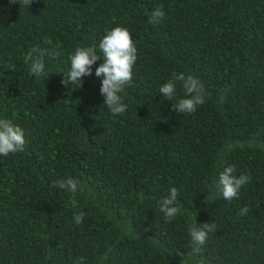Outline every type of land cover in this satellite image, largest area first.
I'll list each match as a JSON object with an SVG mask.
<instances>
[{
    "label": "trees",
    "instance_id": "trees-1",
    "mask_svg": "<svg viewBox=\"0 0 264 264\" xmlns=\"http://www.w3.org/2000/svg\"><path fill=\"white\" fill-rule=\"evenodd\" d=\"M116 26L137 60L127 111L113 116L95 75L102 53L81 88L61 80L78 46L98 50ZM37 45L59 52L45 57L47 79L24 62ZM173 73L203 84L194 113L159 92ZM0 118L27 139L0 156V264H264V0H0ZM226 166L251 177L232 201L214 188ZM69 176L83 188L75 206L53 187ZM171 187L180 212L168 222L159 202ZM205 222L216 228L191 253L188 228Z\"/></svg>",
    "mask_w": 264,
    "mask_h": 264
},
{
    "label": "clouds",
    "instance_id": "clouds-1",
    "mask_svg": "<svg viewBox=\"0 0 264 264\" xmlns=\"http://www.w3.org/2000/svg\"><path fill=\"white\" fill-rule=\"evenodd\" d=\"M17 0H10V4H16ZM33 0H19L22 8H30ZM165 13L161 8L154 10L148 23L155 26L160 23ZM51 41L45 40V44ZM99 53H102L103 63L95 69V75L102 77L100 94L104 97V106L113 115H122L127 111V105L123 102L121 93L125 87L133 82V68L137 60V47L132 33L127 27L116 26L107 31L98 44V50L94 47L78 46L74 52L69 55L70 67L62 72L63 78L61 84L66 88L71 85L83 86V77L92 75L93 65L100 59ZM59 52L55 49H45L40 46H33L24 56V62L28 65V74L40 79L49 78V73L45 71V57L58 56ZM172 79L164 83L159 92L164 98L174 101L172 107L177 113L190 114L197 110L198 106L205 103L204 88L201 81L194 75L184 73H173ZM179 81L185 92L183 98H176V82ZM224 97L220 102L223 103ZM27 139L24 130L14 125L9 119L0 118V156L23 153L26 150ZM235 169L233 166H226L219 172L214 188L219 197L225 201H232L240 194L242 186L246 185L251 177L249 175H233ZM53 187L67 191L72 195L73 205L76 204V195L82 191L81 182L71 176L66 179H60L53 182ZM179 192L176 187H171L169 193L159 202V211L164 214L166 221L170 222L179 214L180 209L176 206ZM208 197V196H207ZM207 197L205 200L207 201ZM249 209L244 207L239 215H246ZM85 213L80 212L74 215L73 219L77 225L81 224ZM215 224L203 223L201 227L189 226L188 233L191 238V253H200L202 246L206 243L208 233L214 231ZM107 259V256L104 257ZM75 264H84V258L79 257ZM201 264L203 262L201 261Z\"/></svg>",
    "mask_w": 264,
    "mask_h": 264
}]
</instances>
